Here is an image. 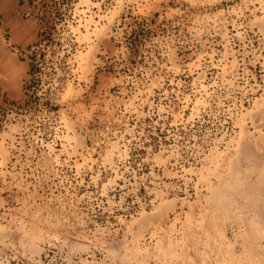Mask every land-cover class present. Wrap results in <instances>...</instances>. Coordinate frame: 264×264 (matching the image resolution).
<instances>
[{
    "label": "rangeland",
    "instance_id": "374dc122",
    "mask_svg": "<svg viewBox=\"0 0 264 264\" xmlns=\"http://www.w3.org/2000/svg\"><path fill=\"white\" fill-rule=\"evenodd\" d=\"M18 1L0 264H264V0Z\"/></svg>",
    "mask_w": 264,
    "mask_h": 264
},
{
    "label": "crops",
    "instance_id": "0c3cea01",
    "mask_svg": "<svg viewBox=\"0 0 264 264\" xmlns=\"http://www.w3.org/2000/svg\"><path fill=\"white\" fill-rule=\"evenodd\" d=\"M19 4L18 0H0V18L7 23L11 38L13 39V43L9 45L6 44L5 40L0 39V89L12 94H17L20 78L26 72V65L18 59L13 50L23 51L33 42L36 35V23L32 19L23 18L21 13L26 12L25 5L24 3ZM20 7L22 8L20 9ZM15 23L16 25L18 24V29L13 27ZM5 54H9L12 58V66L17 68L18 74L9 69V67H6L3 60Z\"/></svg>",
    "mask_w": 264,
    "mask_h": 264
}]
</instances>
